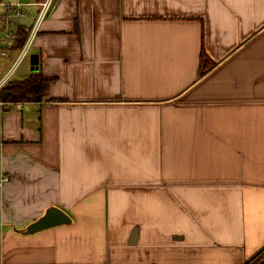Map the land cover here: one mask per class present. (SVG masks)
I'll list each match as a JSON object with an SVG mask.
<instances>
[{
  "label": "crops",
  "instance_id": "1",
  "mask_svg": "<svg viewBox=\"0 0 264 264\" xmlns=\"http://www.w3.org/2000/svg\"><path fill=\"white\" fill-rule=\"evenodd\" d=\"M27 59L11 82L47 86L0 101V264L264 250V0H56ZM53 206L71 223L17 231Z\"/></svg>",
  "mask_w": 264,
  "mask_h": 264
},
{
  "label": "built area",
  "instance_id": "2",
  "mask_svg": "<svg viewBox=\"0 0 264 264\" xmlns=\"http://www.w3.org/2000/svg\"><path fill=\"white\" fill-rule=\"evenodd\" d=\"M56 0H0V91L7 86L13 76L30 56L37 35L44 21L51 13ZM37 8L33 23L22 24L23 19L32 16L30 8ZM27 34L21 42V30ZM9 177L0 174V188Z\"/></svg>",
  "mask_w": 264,
  "mask_h": 264
},
{
  "label": "trees",
  "instance_id": "3",
  "mask_svg": "<svg viewBox=\"0 0 264 264\" xmlns=\"http://www.w3.org/2000/svg\"><path fill=\"white\" fill-rule=\"evenodd\" d=\"M25 37L26 31H23ZM24 38L22 37L21 42ZM209 59L205 53H202V67L206 69L209 65ZM47 86V81L38 76H29L27 79L20 82H10L0 91V101H26L40 100L41 94ZM256 264V263H255ZM257 264H264V256Z\"/></svg>",
  "mask_w": 264,
  "mask_h": 264
},
{
  "label": "water",
  "instance_id": "4",
  "mask_svg": "<svg viewBox=\"0 0 264 264\" xmlns=\"http://www.w3.org/2000/svg\"><path fill=\"white\" fill-rule=\"evenodd\" d=\"M31 65L32 69L38 65L37 55L31 56ZM70 223L71 218L60 208L53 206L49 208L42 217L27 225L23 230L17 231L22 234L33 235L56 226Z\"/></svg>",
  "mask_w": 264,
  "mask_h": 264
},
{
  "label": "rangeland",
  "instance_id": "5",
  "mask_svg": "<svg viewBox=\"0 0 264 264\" xmlns=\"http://www.w3.org/2000/svg\"><path fill=\"white\" fill-rule=\"evenodd\" d=\"M30 10L31 12L33 11L36 15V12L38 9L35 7H32L30 8ZM26 20L28 19H23L22 21H26ZM29 72H30V65L27 59L21 64V66L19 67L15 75L13 76V80L18 81V80L24 79L29 74ZM263 256H264V250L259 255H257L256 257L251 259L249 262H247V264H255V263L257 264Z\"/></svg>",
  "mask_w": 264,
  "mask_h": 264
}]
</instances>
